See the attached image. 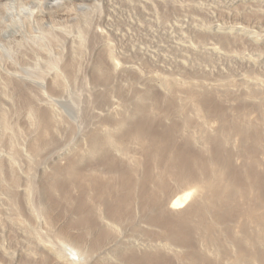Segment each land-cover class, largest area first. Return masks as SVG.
Listing matches in <instances>:
<instances>
[{"label":"bare ground","instance_id":"obj_1","mask_svg":"<svg viewBox=\"0 0 264 264\" xmlns=\"http://www.w3.org/2000/svg\"><path fill=\"white\" fill-rule=\"evenodd\" d=\"M16 2L0 3V82L27 107L31 135L1 113L0 188L11 220L0 212V259L264 264V71L247 65L237 79L221 68L212 76L209 62H182L145 72L114 52L83 0ZM77 79L84 99L73 95L71 107L53 98ZM30 83L38 88L23 89ZM16 225L19 236L35 233L25 258L8 240Z\"/></svg>","mask_w":264,"mask_h":264},{"label":"rangeland","instance_id":"obj_2","mask_svg":"<svg viewBox=\"0 0 264 264\" xmlns=\"http://www.w3.org/2000/svg\"><path fill=\"white\" fill-rule=\"evenodd\" d=\"M83 1L84 7H91L94 23L103 26V29L108 33L104 37H110L109 41L112 43L114 52L127 60L129 65L145 69V72L151 71L162 75L176 69L177 65L182 62L201 64V66L209 62L212 65H206L208 68L215 67L212 76L220 73L221 68L224 73L236 74L237 79L243 78L241 74L244 73L247 65L264 71V0H238V2L237 0ZM0 3H11L15 6L17 2L16 0H3V2L0 0ZM72 35L74 37L78 35V32H71L69 36L72 37ZM226 39L231 43H228ZM70 42V40L67 42V55L73 56L75 50H69ZM106 43V39L100 37L95 46L99 51L105 53ZM91 49L90 45L88 51H92ZM79 50H76L75 55L78 59L84 60L83 56L79 55ZM55 51L60 52L61 49L57 47ZM116 62L118 61L116 60ZM132 62L134 63L132 64ZM117 65V70L124 68L119 62ZM119 81V79L116 80V83L122 84L126 89L130 88L129 82ZM155 83L147 82L149 86L154 87V90L163 92L160 85ZM68 85L66 90L56 88L54 96L51 95L53 98L59 96L57 99H62L63 103L73 107V95L77 97L80 95L82 99L88 95L85 93L87 84L85 80L77 79L70 81ZM12 86L11 83L6 85L4 81L0 82V118L1 113L8 112L9 120L15 125V129H25L26 131H24L27 132L25 137H27L31 135L27 131L29 128L28 110L27 107L19 106L18 99L13 97ZM26 86H30L31 89L38 88L35 83L22 85L23 89ZM145 87L140 85L138 89H145ZM116 93L113 94V98H116ZM19 140L23 141L24 138H19ZM8 149L7 145L3 146L2 155L5 159L9 157ZM19 149L21 150L17 151L18 156L26 160L27 155L24 148L20 146ZM44 154L41 156V160L47 156ZM43 164L39 166H44ZM74 194H76V190H74ZM3 203L4 205H2ZM10 208L9 200L0 188V212L3 213L7 222L11 220L8 218L11 215ZM31 221L33 228L37 222ZM13 229L15 232L11 230V234L9 233L8 236L11 248L17 249L25 258L28 253L27 243H31L30 247L35 244V233L30 232L28 237L19 236L22 231L18 225ZM45 229L41 228V231ZM1 259L0 264H8V261L12 260L5 256ZM12 263L16 264L14 261Z\"/></svg>","mask_w":264,"mask_h":264}]
</instances>
